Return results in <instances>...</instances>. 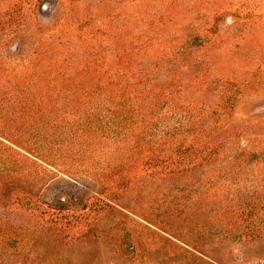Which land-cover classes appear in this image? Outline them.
Masks as SVG:
<instances>
[{
    "label": "rangeland",
    "instance_id": "obj_1",
    "mask_svg": "<svg viewBox=\"0 0 264 264\" xmlns=\"http://www.w3.org/2000/svg\"><path fill=\"white\" fill-rule=\"evenodd\" d=\"M0 264H264V0H0Z\"/></svg>",
    "mask_w": 264,
    "mask_h": 264
}]
</instances>
